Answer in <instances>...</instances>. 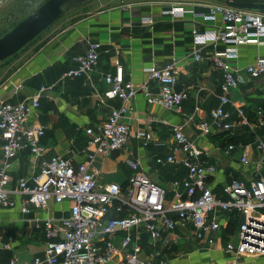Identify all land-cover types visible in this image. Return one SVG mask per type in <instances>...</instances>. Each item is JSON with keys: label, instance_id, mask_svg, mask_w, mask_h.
<instances>
[{"label": "crops", "instance_id": "0c3cea01", "mask_svg": "<svg viewBox=\"0 0 264 264\" xmlns=\"http://www.w3.org/2000/svg\"><path fill=\"white\" fill-rule=\"evenodd\" d=\"M14 1L0 0V16ZM174 5L142 1L115 3L107 8H95L92 3L75 6L4 64L0 72V100L10 103L29 101L40 88L50 89L41 94L39 107L27 122L29 126L45 128L39 138V144L45 150L43 156L34 159L28 149H23L12 160L8 171L7 188L15 206L0 208V264H8L13 258L18 264H31L36 258L42 260L47 242L43 222L68 215L70 204H56L52 199L44 208L30 207L28 214L21 213L25 197L17 193L18 182L38 175L41 163L53 157L69 158L75 170L79 164H87L83 155V151H89L86 130L90 128L97 132L107 121L111 110L121 106L119 99L104 96L109 89L105 78L115 75V61L123 68L124 81L136 85L147 81L144 68L175 63L178 71L175 90L187 92L188 98L181 104L179 112L147 104L143 93L129 101L122 119L130 130L126 148L105 158L97 157L91 165L100 172V181L124 185L134 174L131 164L139 162L140 171L165 190L169 205L176 191L172 183H181L187 177L180 163L165 162L170 156L176 161L183 158L182 153L175 150V127L181 128L203 150L205 164L216 167V174L208 184L219 199H226L219 196L223 197L222 186L230 180L248 179V173L237 161L239 154L225 157L221 149L232 143L249 146L251 156L254 159L260 157L254 146L258 140L264 139V112L257 115L259 109H264V77L253 80L245 68L257 58L264 57V45L251 43L238 47V58L231 63L237 87L228 93L230 102L224 106L230 114L232 128L229 132L217 131L212 125L210 112L219 106L223 76L212 65L210 55L215 50H222L223 46L201 47V59L196 61L192 30L202 32L208 25L191 15L172 18L164 14ZM209 6L212 5H189L188 8L203 12ZM88 43H99L101 46L96 66L88 75L63 78V74L76 68L74 59L84 54ZM146 86L149 94L158 92L155 81L148 80ZM239 103L246 125L240 122L237 114ZM203 121L211 125L207 136H201L197 129ZM140 133L146 135V145L139 138ZM2 145L0 138V157ZM70 151H73V156L68 154ZM157 159H162L164 163L157 164ZM178 191L181 192L182 188ZM121 216L110 210L107 218ZM225 218L230 226L221 230L220 235L230 234L234 230V221L242 217L225 214ZM134 234L141 236L138 258L142 260L146 254L154 252L156 260L152 264L160 261L163 264H221L224 260L221 241L209 247L194 243L188 236L182 237L179 245L165 246L162 241L150 243L141 230ZM113 241L118 244L120 239ZM108 264L126 263L121 254Z\"/></svg>", "mask_w": 264, "mask_h": 264}, {"label": "built area", "instance_id": "2783aa9c", "mask_svg": "<svg viewBox=\"0 0 264 264\" xmlns=\"http://www.w3.org/2000/svg\"><path fill=\"white\" fill-rule=\"evenodd\" d=\"M164 14L172 18L191 15L208 25L202 32L192 30L193 45L197 50L194 55L196 61L201 59V47L223 46L222 50H215L210 55L212 65L223 76L220 103L210 112V119L217 131L229 132L232 128L230 114L224 106L230 102L228 93L237 87L231 63L238 58L239 46L251 43L264 45V15L230 8L223 3L209 6L203 12H195L184 5H174ZM100 48L99 43H88L84 54L74 59L76 68L63 74V78L88 75L98 63ZM115 69L113 77L107 75L105 78L109 89L104 96L107 99H119L121 106L111 110L107 121L97 132L90 128L86 130V147L89 151H83V155L87 164H79L75 170L69 158L53 157L41 163L38 175L18 182L17 193L25 197L21 204L23 214H28L30 207L44 208L50 199L56 204H70L66 217L43 222L47 238L43 259L36 258L31 264H108L121 254L126 264H152L156 260L154 252L146 254L142 260L138 258L141 236L134 234L137 230L143 231L150 243L162 241L165 246L179 245L178 241L188 236L192 237L194 243L209 247L221 241L223 245L220 250L229 258L226 264L264 257V139L258 140L254 146L260 154L258 159L251 156L249 146L232 143L221 149L225 157L238 153L237 161L248 173L247 180L232 179L222 186L221 193L225 200L219 199L208 184L216 174V167L203 162V150L179 127L173 129V136L175 150L181 152L183 158L176 161L170 156L165 162L180 163L187 177L181 183H172L176 191L169 205L166 203L165 190L140 171L139 162L131 164L134 174L124 185L99 180L100 172L91 167L95 159L108 157L126 148L130 130L122 119L129 101L143 93L147 104L179 112L181 104L188 98L187 92L175 90L178 76L175 63L143 69L146 80L158 84L155 94L147 92V81L137 85L131 81L125 82L123 68L118 61H115ZM245 69L249 78H263L264 57L257 58ZM47 89L50 88H40L29 101L10 103L0 100V138L3 142L0 208L15 206L7 188L12 160L23 149H28L34 159L42 157L45 152L39 144L45 128L29 126L27 122L29 116L38 109L39 98ZM236 108L240 122L246 125L241 104ZM263 112L264 109H259L257 115ZM259 124L262 125L260 121ZM210 126L205 121L199 123L197 129L200 135H209ZM139 138L146 145V135L140 133ZM68 154L73 156L74 153L70 151ZM156 163L163 164L164 161L157 159ZM179 188H182L181 192ZM110 210L123 216L107 218ZM225 214H236L243 219L238 229L220 235L221 230L230 226ZM234 235H237V244L230 241ZM115 238L120 239L118 244L114 243ZM8 264H18V261L13 258ZM158 264L163 263L160 261Z\"/></svg>", "mask_w": 264, "mask_h": 264}, {"label": "water", "instance_id": "95a60500", "mask_svg": "<svg viewBox=\"0 0 264 264\" xmlns=\"http://www.w3.org/2000/svg\"><path fill=\"white\" fill-rule=\"evenodd\" d=\"M89 0H46L40 7L0 37V62L6 60L48 29L69 8ZM230 8L254 13L264 12V0H214Z\"/></svg>", "mask_w": 264, "mask_h": 264}, {"label": "rangeland", "instance_id": "374dc122", "mask_svg": "<svg viewBox=\"0 0 264 264\" xmlns=\"http://www.w3.org/2000/svg\"><path fill=\"white\" fill-rule=\"evenodd\" d=\"M46 0H15L13 4L10 6L6 7L3 12L1 13L0 16V37L8 33L14 25L22 21L24 18H26L29 14H31L33 11L37 9L38 6L42 5ZM166 2V3H174L176 5H184L189 7L191 6H198V5H215V4H221L220 2L214 1V0H90L87 1L83 4L86 3H92L94 4L95 8H107L115 3H123V2H128V3H138V2ZM77 5V6H81ZM73 8V7H72ZM69 9H67L64 13L66 14ZM63 13V14H64ZM25 48V47H24ZM19 52L15 55L17 56ZM13 56V57H15ZM13 57H10L6 60H3L0 62V72L1 70L4 69L5 65L7 62H10ZM1 78V77H0ZM222 199H225L222 196H219ZM228 215V214H227ZM242 218H239L237 221H234L233 229L236 230L238 229L239 224L241 223ZM233 244H237V235H234L232 239L230 240ZM224 260L223 263L221 264H226L228 261V257L223 256ZM238 264H264V257L258 259V260H251V259H241Z\"/></svg>", "mask_w": 264, "mask_h": 264}, {"label": "trees", "instance_id": "16d2710c", "mask_svg": "<svg viewBox=\"0 0 264 264\" xmlns=\"http://www.w3.org/2000/svg\"><path fill=\"white\" fill-rule=\"evenodd\" d=\"M38 7H40V6H38ZM38 7H37V8H38ZM17 24H18V23H17ZM17 24H16V25H17ZM16 25H14V27H15ZM14 27H13V28H14ZM30 43H31V42H30ZM15 55H16V54H15ZM15 55H14V56H15ZM12 57H13V56H12Z\"/></svg>", "mask_w": 264, "mask_h": 264}]
</instances>
